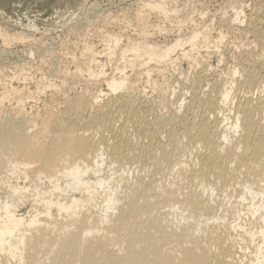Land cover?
Listing matches in <instances>:
<instances>
[{
    "label": "bare ground",
    "instance_id": "6f19581e",
    "mask_svg": "<svg viewBox=\"0 0 264 264\" xmlns=\"http://www.w3.org/2000/svg\"><path fill=\"white\" fill-rule=\"evenodd\" d=\"M234 2L233 21L241 24L244 17L245 27L239 28L248 35L249 46L237 53L227 80L210 73L208 64L198 59L199 67L180 79L173 99L165 92L171 80L151 79L157 99L137 87L134 72L133 77L127 75L128 67L140 65L149 80L151 62L176 65L178 58L189 56L187 44L193 49L211 47L209 32L193 29L190 36L164 45L144 35L131 39L121 47L119 76L103 77L104 63L87 46L86 54L82 52L85 61L76 76L72 70L71 75L77 78L86 70L89 78L102 76L98 80L110 92L105 101L106 91L88 90L86 80L81 91L66 94L70 78L44 80L55 74L53 70L49 77L34 80L33 90L31 81L28 92L26 87L4 83L0 264H264V0H254L244 15ZM168 4L150 1L147 8L166 17L180 12ZM143 13L137 17L147 23ZM20 33L15 41L26 37L27 33ZM219 34L213 47L223 45L226 34ZM13 37L3 36L7 44ZM109 38L111 58L120 38L117 34ZM27 76L22 79L27 81ZM92 79L89 82L96 85ZM49 89L66 94L58 109L49 110L54 106L53 94L44 114L31 112L36 109L27 112L25 104L33 99L40 102ZM6 107L11 110L5 111ZM179 214L185 217L177 220Z\"/></svg>",
    "mask_w": 264,
    "mask_h": 264
},
{
    "label": "rangeland",
    "instance_id": "374dc122",
    "mask_svg": "<svg viewBox=\"0 0 264 264\" xmlns=\"http://www.w3.org/2000/svg\"><path fill=\"white\" fill-rule=\"evenodd\" d=\"M150 1L151 2L152 1L153 2H159L162 0H0V30H1L0 31V45H1L0 46V83L2 81L1 85L3 84L2 85L3 87L0 85V92L2 91V88H4V83H5V86L7 84L8 85L11 84L13 86H19L20 85L21 87H24V88L26 87L27 92H28V90L30 88L32 90L35 89L37 86L36 82L41 80V77H43V79H44V77H46V74H47V77H49L50 75L51 76L49 78L44 79V80L54 78L56 76H57L56 78H61L62 76H66L68 79H66L65 81H68L71 79L70 81L66 82V84H65V86L67 88V90H66V88H65V90H66V92L68 91L66 94H68V93L71 94L73 91H81L84 88V86H86V85H89L88 90L92 89L93 90L92 92L96 91L97 89L102 88V89H104V92L106 91L105 95L103 94V97H102V101H105V100L110 98V94L107 95V92H108L107 86L105 85V83H103L99 80H101V78L106 77V76L109 77V76H112L114 74H118V76H119L121 74V73H119L120 69H117L116 65H117V63L118 64L121 63L119 61L123 60L122 55H121V47H125L127 42H129L131 39L132 40H140V39H142V37L144 35L143 38L148 37V39L151 38L150 40H153L154 42H156L160 45H164L167 42L169 43V42L173 41L174 39H176L179 36H183V38H186V37L190 36V34L196 29H199L201 31L205 30V31L209 32L210 40H211L210 41L211 47H206L203 44L202 46H200V48L193 49L187 44L185 46V50L188 49L187 52L190 51V52H188L189 56L186 58H183L181 55L180 57H182V59L178 58L177 61L175 62L176 65H174V63H173L172 65L169 66L166 63L165 64H163V63L156 64L155 62H153V63L151 62L150 65H147V66L151 67L152 69L151 68L148 69V67H146L149 71L151 69V71H150L151 76H150L149 80H148L149 77H147V74L144 73L145 67L140 66V65H137L136 67H134L136 69H134V68L130 69V67H128L126 70L127 75H131L133 77L135 74L136 78L135 77H133V78H134V80L136 79V81H135L136 85L139 84L137 87L139 89L141 88V90L146 91L148 96H151L153 98L156 97L157 99H159L158 98V91L155 90L153 84H151L152 83L151 79H153L154 81L157 79H159L158 81H166L168 79L171 80V84L166 86L165 92L171 93L170 98L173 99L174 98L173 93H177L178 90H180V85H181L180 79L184 78L186 76V73H188L187 75H189L190 73L192 74L193 72H191V71H193L194 67H197L198 65H200V64H196V60H198V59H200V60L202 59L201 61H204L205 64H208V69H209L210 73H215V75H217V73H218L219 75H224L226 80L229 79L228 73H230V71L234 70V67L236 65L237 53L239 52V50L241 48H244V47L247 48L249 46V44H248L249 39L247 37L248 35L245 32L241 31L245 27L244 17H242L240 19L241 24L239 22H237V24H236V21H233V19L235 18L234 14H233L234 13V9H233L234 5L232 4L233 0H172V1L171 0H165V2L167 4L169 2L170 5L169 4L167 5L169 8L175 9L177 7L176 10L180 11L178 13L177 12L171 13L172 11L169 12V13H171L170 15H172L171 17H166L163 13L158 12V11L152 12L151 10H149V8H147L148 7L147 4ZM237 1L238 0H235V2H234L235 5L244 10V13L242 15L247 14L251 11V9L253 7L251 5L254 3L253 2L254 0H239L238 2ZM239 2L241 5L239 4ZM94 7L96 9H94ZM68 8H70V9H68ZM1 9H2V11H1ZM73 9H74V11H73ZM138 12L141 14L143 13L145 18H147L145 20H147L146 22L148 24L143 22V20H141L142 22L140 21V19L137 17ZM85 15H87L86 17L90 16L89 19L92 18L91 23L88 22L87 18L85 20V18H84ZM63 18H65V19H63ZM81 20H84V22L85 21L86 22L84 23ZM182 20H184V21H182ZM242 20H243V22H242ZM225 21L229 22L230 26H229V23H226ZM77 24H80V25L77 27ZM227 25L229 26V28ZM90 26H92V27L90 28ZM239 26L243 27V29L239 28ZM32 27L34 29H32ZM232 27H233V29L234 28L235 29L233 30ZM77 29H79V30H77ZM153 29H155V30H153ZM88 30H90V31H88ZM20 31H22L23 34L27 33V34H25L26 37H24V39L22 41L21 40L15 41V40H17L15 37H16L17 33H20ZM189 31H191V33ZM2 32H4V33L1 34ZM219 33H224V34H226V36L223 38V41L221 43L223 45L222 46L220 45V47L216 48V47H213L212 44L216 41L215 39H216L217 35H218L217 40H219V35H220ZM6 34L8 36H10V38L14 36L12 38L13 39L12 42H10L11 41L10 40V41H8L9 42L8 44L6 43L7 41L6 42L4 41L5 37L3 38V36ZM20 34H22V33H20ZM115 34H117L120 38L119 47L117 48V50H115V52L113 54H111V58H109L110 50L107 48V43L110 39L109 36L110 35L114 36ZM138 34L140 36H138ZM137 37H141V38L137 39ZM34 38H36V39L38 38V40L36 41V39H34ZM34 40H35V42H34ZM39 41H41V42H39ZM105 41H107V42H105ZM2 42H4V43H2ZM16 42H18V43H16ZM66 43H67V45H66ZM32 44L34 45V47ZM62 44L65 46H63ZM55 45H56V47H55ZM43 46L45 48L44 50L41 49V47L43 48ZM47 46H50V47L47 48ZM58 46H60V47L58 48ZM87 46L91 47V48L93 47L92 49L95 50L96 55L98 56V59L101 61L102 64L104 63L103 65L106 68V69H104L106 71L104 74L105 76L104 75H103V77L100 76L101 78L99 77L98 78L99 80L98 79L95 80V78H93V79L89 78L90 75H89L88 71H86V70L81 72V74H79L80 76L78 75V77L81 78L82 74L84 73L83 74L84 76H83V78H81L80 81L78 80L80 78H78V77L75 78V76H76L75 72H77L78 66L82 65L83 61H85V59H86V56L84 54H86ZM38 47H40V48H38ZM24 49H26V50H24ZM62 49L64 52L62 51ZM45 50H48V51H45ZM25 51H27V52H25ZM47 52H48V54H47ZM66 53H68V54H66ZM74 55H75V58H73ZM83 55L85 57H83ZM61 59H62V61H61ZM82 59H84V60H82ZM34 60H36V61H34ZM58 60L60 62H57ZM77 61H80L81 63L79 62L80 63L79 64ZM189 63H190V65H189ZM41 64H42V66H41ZM105 64H106V66H105ZM151 64H152V66H151ZM155 64L157 65V67L160 64H163V65H160L161 68L158 67V69H157V67H155ZM56 65H57V68L59 67L58 68L59 70L58 69L54 70V68H56L55 67ZM76 65H77V68H76ZM40 66L42 68H39ZM63 66L66 67V69ZM172 66L173 67L175 66V67L173 68ZM164 67H166V68H164ZM37 68H39L41 71L44 70L45 72L43 71L40 73L39 69H37ZM60 68L65 69V71L68 70V71H66L67 73L69 72L68 75H66L67 73L64 72V70L62 71ZM141 69H144V70L142 71ZM160 69H161V72H162V70H164L165 73L168 72V70H169V73H166L165 75H162L161 73L159 74ZM166 69H168V70L166 71ZM214 69H216V70L214 71ZM50 70H53L56 75L55 74L52 75L53 71H50ZM71 70L75 76L71 75V73H72ZM137 70H138V72H137ZM20 71L23 72L24 76H27V74H28L27 81H24L22 79V77H24V76H23V74H20L21 73ZM26 72H29V73H26ZM48 72H49V74L50 73H52V74L49 75ZM133 72H134V74H133ZM57 73L59 75H57ZM137 73H139V74H137ZM62 74H64V75H62ZM171 74L173 76H170ZM137 75H138V77L140 75L139 78H141V79H139L137 77ZM18 76H20V77H18ZM29 76H31L32 79H30L31 77L29 78ZM71 76H74L75 79L73 77L71 78ZM131 76H130V78H132ZM164 76L165 77L168 76L167 79H165ZM209 76L211 77L212 75L209 74ZM170 77H172V79ZM16 78L18 79V81H20L19 79L21 78L22 82L16 81L17 80ZM88 78L97 81L96 85L99 88H96L95 82L93 83L95 86L92 85V82H89L91 80H89ZM72 79H74L73 82H72ZM8 80L9 81L12 80V83H10ZM6 81H7V83H6ZM76 81H79V82H76ZM83 81L86 82V85L84 84ZM87 81H88V83H87ZM137 81H138V83H137ZM33 82H35V83H33ZM69 82L70 83L72 82L71 85ZM98 82H100V84H99L100 86L98 85ZM29 83H30V87L28 89L27 86H29ZM75 84H78V88H76L77 85L75 86ZM79 84H80V86H79ZM70 86H72L74 89ZM80 87H81V89H80ZM92 87L93 88L95 87V88L93 89ZM70 90H72V91H70ZM46 93H47V95H46ZM49 93L52 95H50ZM108 93H110V92H108ZM53 94H55L54 91L52 89L51 90L49 89V90H47V92H45L43 94L40 102H37L38 100H36V99H33V101L29 100V102H27V104H25V105H27L26 111L30 112V110L36 109L35 111H31V112L35 113L38 111L40 114H42V113L44 114L45 110L49 107L48 105H50L51 100L49 101V99H53V98H54V100L51 101V103H52L51 106L52 105H54V106L53 107L50 106L51 108H49V110H52V108L57 110L61 104L60 102H62V100L66 94L65 95L64 94H55L57 96L59 95L58 97H56L55 95L53 97ZM44 95L46 96L45 98H44ZM56 98L58 99L57 101H59V104L57 101H56L57 103L55 104L54 101ZM44 99H46L47 101ZM45 102H47V103L45 104ZM43 103H44V105H43ZM173 103H174V101H173ZM34 104H36V105L34 106ZM175 104H177V103L175 102ZM45 105H46V107H45ZM33 107H35V108H33ZM9 108L10 107H8V109ZM30 108H32V109H30ZM8 109L6 107L5 111ZM54 109L52 110L53 112L55 111ZM9 110H11V109H9ZM9 110H8V112H9ZM163 110H166V108H163ZM180 216H182V217H180ZM178 217H179V219H177V220H180L181 218H184L185 215L179 214Z\"/></svg>",
    "mask_w": 264,
    "mask_h": 264
}]
</instances>
